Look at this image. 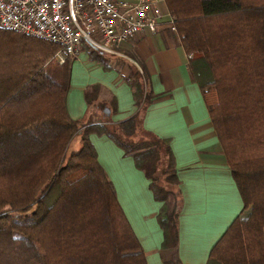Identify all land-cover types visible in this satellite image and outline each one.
I'll return each instance as SVG.
<instances>
[{"label":"trees","instance_id":"trees-1","mask_svg":"<svg viewBox=\"0 0 264 264\" xmlns=\"http://www.w3.org/2000/svg\"><path fill=\"white\" fill-rule=\"evenodd\" d=\"M164 2L191 53V73L243 201L206 264H264V0ZM0 38L28 59L16 75L6 76L5 68L0 73V264H148L90 132L107 134L144 171L163 201L157 214L161 246L176 250L180 180L170 139L143 123L156 96L148 76L129 59L84 42L105 69L114 67L113 59L128 65L123 77L136 110L110 121L104 110L111 101L98 102L101 86L94 83L85 91L86 113L72 118L65 103L70 68L56 76L44 70L57 47L2 27ZM70 61L66 56L62 64ZM32 81L34 86L26 85ZM75 138L79 146L67 153ZM165 264L181 262L174 254Z\"/></svg>","mask_w":264,"mask_h":264},{"label":"crops","instance_id":"crops-1","mask_svg":"<svg viewBox=\"0 0 264 264\" xmlns=\"http://www.w3.org/2000/svg\"><path fill=\"white\" fill-rule=\"evenodd\" d=\"M167 11L164 3L162 19L154 32L134 35L111 54L133 62L148 76L156 93L143 123L147 129L168 137L174 153L182 193L176 250L161 246L163 230L157 214L163 201L155 198L144 171L107 134L90 132L89 138L147 263L165 264V259L176 254L181 264H206L210 248L239 213L243 201L199 82L191 73L187 52L176 30L170 28ZM20 49L9 39L0 38L1 74L5 68L10 69L6 76H14L20 63L28 62L20 57ZM70 57L65 103L72 118L86 113L85 91L94 83L101 86L98 102L111 101L107 107L110 121H121L135 112L131 87L123 77L129 73L127 64L113 59L110 62L114 67L105 69L101 62L90 58L84 42ZM35 83L26 85L32 87Z\"/></svg>","mask_w":264,"mask_h":264},{"label":"built area","instance_id":"built-area-1","mask_svg":"<svg viewBox=\"0 0 264 264\" xmlns=\"http://www.w3.org/2000/svg\"><path fill=\"white\" fill-rule=\"evenodd\" d=\"M164 0H0V27L54 44L63 62L83 42L107 52L142 31L154 32ZM170 28L174 15L168 10ZM188 57L191 53H187Z\"/></svg>","mask_w":264,"mask_h":264},{"label":"rangeland","instance_id":"rangeland-1","mask_svg":"<svg viewBox=\"0 0 264 264\" xmlns=\"http://www.w3.org/2000/svg\"><path fill=\"white\" fill-rule=\"evenodd\" d=\"M24 53H26V52H24ZM68 56H70V55H68ZM67 67L70 68V63L62 64V62H60L59 59L55 55L52 56L50 59L46 60V62L44 63V70L46 72H49L53 76H56V74L60 75V72H62V71L65 72L67 70ZM78 146H79L78 140L75 138L74 140L71 141V143L67 147V153L72 148H77ZM57 191H58L57 188L51 190V192L48 196V199L49 200H50V198H52V199L50 201L48 200L47 203H50L54 199L55 195L57 194Z\"/></svg>","mask_w":264,"mask_h":264},{"label":"water","instance_id":"water-1","mask_svg":"<svg viewBox=\"0 0 264 264\" xmlns=\"http://www.w3.org/2000/svg\"><path fill=\"white\" fill-rule=\"evenodd\" d=\"M104 113L108 114V109L107 108H105Z\"/></svg>","mask_w":264,"mask_h":264}]
</instances>
